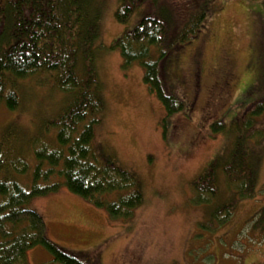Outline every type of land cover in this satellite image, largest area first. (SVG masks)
Listing matches in <instances>:
<instances>
[{
  "label": "rangeland",
  "instance_id": "1",
  "mask_svg": "<svg viewBox=\"0 0 264 264\" xmlns=\"http://www.w3.org/2000/svg\"><path fill=\"white\" fill-rule=\"evenodd\" d=\"M120 1L83 3L88 13L94 11L92 6L101 10L100 34L94 41L103 45L98 49L97 65L106 110L96 126V139L142 178L144 202L131 221L113 220L105 208L62 185L35 196L29 206L45 218L52 241L97 258L100 264H264V230L253 218L264 207V187L254 197L236 201L231 217L213 229L200 223L211 218L218 201L195 204L190 187L191 180L213 159L223 161L227 157L234 142L230 132L213 133L211 123L221 119L229 127L247 105L264 98V0L158 2L157 10L171 24L170 38L199 7L206 9L200 31L185 41L183 48L169 46L168 81L189 104L186 111L173 114H166L162 103L149 91L142 67L137 63L124 67L120 50L110 48L123 30L153 9L143 2L126 23H121L115 17ZM227 70H234L230 85L222 79ZM196 75L198 88L192 84ZM20 89L17 108L0 103V135L7 128L11 130L10 146L5 151L14 153L21 147L23 156L34 164L31 138L42 132L47 118L60 110L64 95L52 85L37 84L34 78L23 80ZM260 119L264 125V115ZM256 153L261 188L264 139L256 146ZM18 177L29 179V175ZM227 196L221 183L218 199ZM28 262L61 264L39 245L28 251Z\"/></svg>",
  "mask_w": 264,
  "mask_h": 264
},
{
  "label": "trees",
  "instance_id": "2",
  "mask_svg": "<svg viewBox=\"0 0 264 264\" xmlns=\"http://www.w3.org/2000/svg\"><path fill=\"white\" fill-rule=\"evenodd\" d=\"M160 1L121 0L115 11L121 23H126L143 2L153 9L123 30L110 48L120 50L124 67L132 63L142 67L149 91L162 103L166 114H173L186 111L189 104L168 81L169 46L183 48L184 42L200 31L206 9L199 7L170 38L171 24L156 7ZM83 3L0 0V103L17 108L20 83L26 78H34L39 85H52L64 95L60 110L47 118L42 132L31 138L34 164L23 156L21 147H16L14 153L5 151L10 146L7 142L11 130L7 128L0 135V264H29L28 251L38 245L61 264H100L97 258L51 240L45 218L29 206L37 195L64 185L105 208L111 219L125 222L134 218L136 208L145 199L142 178L96 139V126L103 121L106 110L97 65L98 49L103 45L94 41L100 34L101 10L92 6L94 11L88 13ZM263 115L264 98L247 105L229 127L221 119L211 123L213 133L230 132L234 142L223 161L213 159L190 182L193 203L218 201L211 218L200 223L202 227L213 229L224 224L233 214L236 201L254 197L264 187L259 188L256 153V146L264 139ZM19 175H29L28 181ZM221 183L229 193L223 200L218 199ZM253 218L264 230V207Z\"/></svg>",
  "mask_w": 264,
  "mask_h": 264
},
{
  "label": "flooded vegetation",
  "instance_id": "3",
  "mask_svg": "<svg viewBox=\"0 0 264 264\" xmlns=\"http://www.w3.org/2000/svg\"><path fill=\"white\" fill-rule=\"evenodd\" d=\"M196 55H198V52H197ZM229 62H231V61H229ZM194 67H195V68H194V73L196 74L197 65L195 64ZM194 76H195V75H194ZM233 78H234V70H227V71H226V75L224 74L222 79H223V80L225 79V81H227V84L230 85V83H231V81L233 80ZM192 84L194 85L195 88H198V86H199V79H198L197 75H196V78L193 77V82H192ZM196 93H198V90L196 91ZM196 93H195V94H196ZM195 94H194V95H195ZM193 100H194V101L196 100L195 96L193 97ZM192 143H193V142H192Z\"/></svg>",
  "mask_w": 264,
  "mask_h": 264
}]
</instances>
